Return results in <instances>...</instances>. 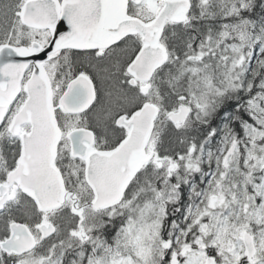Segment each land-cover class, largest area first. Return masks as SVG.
Wrapping results in <instances>:
<instances>
[{"label": "snow or ice", "instance_id": "1", "mask_svg": "<svg viewBox=\"0 0 264 264\" xmlns=\"http://www.w3.org/2000/svg\"><path fill=\"white\" fill-rule=\"evenodd\" d=\"M0 264H264V0H0Z\"/></svg>", "mask_w": 264, "mask_h": 264}]
</instances>
